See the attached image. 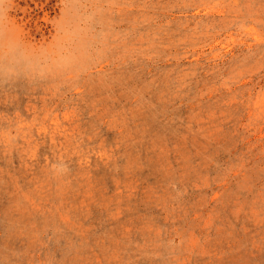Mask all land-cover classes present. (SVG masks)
Returning <instances> with one entry per match:
<instances>
[{"label":"rangeland","instance_id":"374dc122","mask_svg":"<svg viewBox=\"0 0 264 264\" xmlns=\"http://www.w3.org/2000/svg\"><path fill=\"white\" fill-rule=\"evenodd\" d=\"M0 264H264V0H0Z\"/></svg>","mask_w":264,"mask_h":264}]
</instances>
